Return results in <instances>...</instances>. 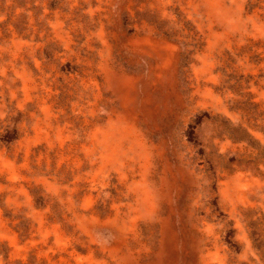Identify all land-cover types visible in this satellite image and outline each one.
Here are the masks:
<instances>
[{
	"label": "rangeland",
	"instance_id": "374dc122",
	"mask_svg": "<svg viewBox=\"0 0 264 264\" xmlns=\"http://www.w3.org/2000/svg\"><path fill=\"white\" fill-rule=\"evenodd\" d=\"M0 264H264V0H0Z\"/></svg>",
	"mask_w": 264,
	"mask_h": 264
}]
</instances>
